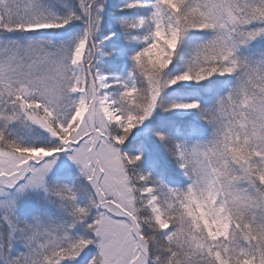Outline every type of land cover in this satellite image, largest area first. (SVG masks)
Segmentation results:
<instances>
[{
    "label": "snow or ice",
    "instance_id": "6c2138e0",
    "mask_svg": "<svg viewBox=\"0 0 264 264\" xmlns=\"http://www.w3.org/2000/svg\"><path fill=\"white\" fill-rule=\"evenodd\" d=\"M0 264H264V0H0Z\"/></svg>",
    "mask_w": 264,
    "mask_h": 264
},
{
    "label": "trees",
    "instance_id": "16d2710c",
    "mask_svg": "<svg viewBox=\"0 0 264 264\" xmlns=\"http://www.w3.org/2000/svg\"><path fill=\"white\" fill-rule=\"evenodd\" d=\"M159 158L163 166L165 167L170 166V161H168L167 157L162 152L159 153Z\"/></svg>",
    "mask_w": 264,
    "mask_h": 264
}]
</instances>
